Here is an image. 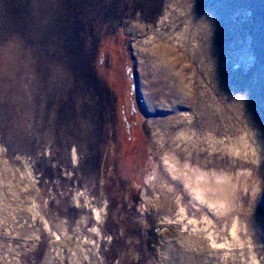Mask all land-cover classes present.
Instances as JSON below:
<instances>
[{
	"label": "rangeland",
	"instance_id": "rangeland-1",
	"mask_svg": "<svg viewBox=\"0 0 264 264\" xmlns=\"http://www.w3.org/2000/svg\"><path fill=\"white\" fill-rule=\"evenodd\" d=\"M0 264H264V0H0Z\"/></svg>",
	"mask_w": 264,
	"mask_h": 264
},
{
	"label": "bare ground",
	"instance_id": "bare-ground-1",
	"mask_svg": "<svg viewBox=\"0 0 264 264\" xmlns=\"http://www.w3.org/2000/svg\"><path fill=\"white\" fill-rule=\"evenodd\" d=\"M186 184L188 188L192 191L193 195L205 202L208 206L214 207L218 209V207L226 204V197L221 193L224 189V186L217 184H210L207 181L197 180L195 177H191L188 175V179L186 180ZM214 193V197L208 196V192Z\"/></svg>",
	"mask_w": 264,
	"mask_h": 264
}]
</instances>
